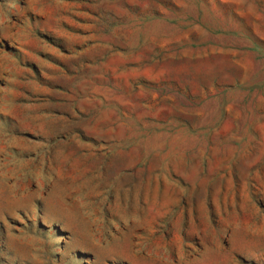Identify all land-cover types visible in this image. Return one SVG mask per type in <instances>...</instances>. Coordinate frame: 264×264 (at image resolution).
<instances>
[{
  "label": "rangeland",
  "instance_id": "rangeland-1",
  "mask_svg": "<svg viewBox=\"0 0 264 264\" xmlns=\"http://www.w3.org/2000/svg\"><path fill=\"white\" fill-rule=\"evenodd\" d=\"M0 264H264V0H0Z\"/></svg>",
  "mask_w": 264,
  "mask_h": 264
}]
</instances>
